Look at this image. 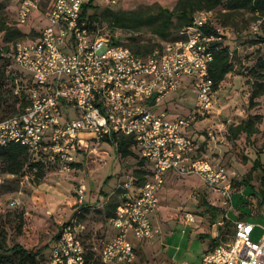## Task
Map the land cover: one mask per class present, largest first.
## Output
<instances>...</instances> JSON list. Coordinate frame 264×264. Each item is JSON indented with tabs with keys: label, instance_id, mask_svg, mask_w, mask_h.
<instances>
[{
	"label": "built area",
	"instance_id": "obj_1",
	"mask_svg": "<svg viewBox=\"0 0 264 264\" xmlns=\"http://www.w3.org/2000/svg\"><path fill=\"white\" fill-rule=\"evenodd\" d=\"M43 1L20 0L19 21L27 22ZM90 2L55 0L40 35L16 43L15 64L28 77L16 78L13 92L24 94L27 104L14 113L0 112V145L19 143L44 153L59 171L68 173L77 162L75 153L89 144L80 138L82 131H95L98 142H111L117 150L116 135L134 138L140 155L151 161L153 175L142 185H135L133 178L125 183L124 198L111 218L115 234L100 252L106 264L133 263L138 255L136 241L151 240L160 232L152 214L160 205L159 193L170 172L198 176L219 194L222 212L213 223L218 233L201 264H264V224L256 222L264 217V209L261 216H240L234 205L237 172L203 154L198 140L188 132L213 106L215 89L209 69L219 49L216 43L224 42L228 27L215 10H201L193 24L181 30L180 38L142 56L116 43L107 22L96 27L90 24L84 13ZM118 3L108 0L106 7ZM263 25L261 17L252 29L259 34ZM187 78L198 93L197 106L177 117L166 108L158 110L168 95L186 85ZM207 135L219 138L216 130ZM30 177L27 170L21 182ZM16 179L13 173L0 174V205L15 208L21 204L16 194L3 203L9 183ZM85 193L86 186L80 184L77 211L86 205ZM259 227L261 236L255 238ZM84 229L79 217L63 222L47 264H91L82 238Z\"/></svg>",
	"mask_w": 264,
	"mask_h": 264
},
{
	"label": "rangeland",
	"instance_id": "obj_2",
	"mask_svg": "<svg viewBox=\"0 0 264 264\" xmlns=\"http://www.w3.org/2000/svg\"><path fill=\"white\" fill-rule=\"evenodd\" d=\"M55 0H44L41 8L30 19L19 21L20 0H0V43L13 44L22 40L37 38L47 24V15ZM108 0H93L94 6L101 10ZM113 7L119 10H134L142 6L161 4L175 8L178 0H118ZM222 24L228 27L224 42L233 51V71L229 72L219 88L215 90L213 106L206 115L197 119L196 138L209 142L206 155L215 163L220 161L243 179L250 176V183L261 188L263 172L254 169V161L261 157L264 163V94L254 96L258 83H264V41H258L260 34L252 29L256 21L254 12L247 9L229 10L224 3L217 8ZM6 24L7 26H5ZM20 32L22 34H20ZM126 43L136 39L142 42L160 41L147 31L133 32L117 29ZM133 37H136L133 38ZM198 104V93L192 84L180 88L168 95L158 106V110L168 108L172 117L189 114ZM72 115L78 116L76 108ZM251 121L252 133L245 131L237 135L231 128ZM205 130L218 131L219 138L211 139ZM192 132V131H191ZM95 131H82L80 138L89 143L83 150L75 153L80 162L72 172L64 173L57 166L49 165L45 175L38 178L34 174L30 179L12 180L6 189L3 203L11 194L21 199V204L11 208L0 206V234L5 236L9 245L20 243L28 249H42L43 262L51 259L52 247L63 222L70 221L76 214L77 191L80 184L86 186L85 200L88 203L82 222L85 230L82 234L88 252L96 256L104 243L111 237L109 212L114 211L125 192L124 185L139 168L140 156L137 154L123 157L116 146L108 141L98 142ZM203 152V150H201ZM204 154V153H203ZM4 175V174H2ZM235 192L234 205L241 212L248 211L242 204L248 189ZM160 205L152 220L160 232L151 240L136 241L138 255L131 264H193V259L203 246L201 232H209L210 243L217 233L213 220L220 215L206 208L204 201L212 203L219 194L209 191L201 178L172 174L159 193ZM216 205L222 206L220 202ZM232 215L235 216L234 212ZM217 216V218L215 217ZM264 224V217L256 219ZM259 227L254 234L261 236ZM114 264V263H113Z\"/></svg>",
	"mask_w": 264,
	"mask_h": 264
},
{
	"label": "trees",
	"instance_id": "obj_3",
	"mask_svg": "<svg viewBox=\"0 0 264 264\" xmlns=\"http://www.w3.org/2000/svg\"><path fill=\"white\" fill-rule=\"evenodd\" d=\"M226 4L229 10L247 9L256 14L255 20L264 17V0H178L175 8L166 7L161 4L142 6L134 10H119L114 7H104L102 10L94 6L93 0L85 7V15L88 17L93 27L107 22L109 33L112 34L116 43H123L131 47L137 54L149 56L153 51L163 48L164 45L181 37V30L193 24L196 14L201 10H215L222 4ZM219 16V14H218ZM220 20L221 17L219 16ZM223 23V22H222ZM7 26L6 24H4ZM117 29L131 30L133 32L147 31L161 39L158 42L151 43L140 41L139 39L129 44L116 33ZM262 33L257 38L258 41H264V25L261 29ZM260 31V32H261ZM20 34H22L20 32ZM260 34V33H259ZM17 42L13 44L2 45L0 43V112L1 114L14 113L27 104L25 95H16L13 92L16 78L26 79L28 75L24 73L15 64L13 51ZM219 49L216 50L214 60L211 63L209 74L214 82V89H218L222 81L229 72L233 71V51L225 42L216 43ZM260 66L264 68V60L260 62ZM259 87L254 90V96L264 94V83L259 82ZM233 133L237 135L239 132L245 131L252 133L251 121H247L231 128ZM120 141L118 151L123 157L135 155L136 143L134 138L126 135H116ZM139 168L135 170V185H142L153 175V165L150 160L146 159L140 153ZM76 164V163H75ZM224 164V163H223ZM49 165H55L56 162L48 159L44 153L32 152L26 146L19 143H11L9 145H0V174H16L21 178L27 170L30 175L34 174L39 179L44 177L46 169ZM226 165V164H225ZM261 168L263 172L261 188L255 187L250 183V176L243 179L234 177V191L239 192L241 189H248L247 195L253 196L252 199L243 198L242 204L248 208V211L241 212V217L250 218L251 216H261L264 209V163L261 157H257L254 161L253 170ZM12 188V185H9ZM9 187V188H10ZM126 190V189H125ZM121 202V201H120ZM114 205V211L109 212V217L115 215L116 209L120 204ZM208 204L207 201H205ZM16 208V207H15ZM87 205L76 211L75 216L82 221L85 215ZM208 211L215 214L218 208L210 204L207 205ZM250 216V217H249ZM217 217V216H215ZM251 217V218H252ZM42 249H28L20 243L9 245L5 236L0 234V264H47L43 262ZM88 258L91 264H106L102 261L99 253L96 256L92 252H88Z\"/></svg>",
	"mask_w": 264,
	"mask_h": 264
},
{
	"label": "crops",
	"instance_id": "obj_4",
	"mask_svg": "<svg viewBox=\"0 0 264 264\" xmlns=\"http://www.w3.org/2000/svg\"><path fill=\"white\" fill-rule=\"evenodd\" d=\"M48 22V21H47ZM188 84H192V79L191 78H187L186 79V85H188ZM185 85V86H186ZM185 86H183V87H185ZM174 93V92H173ZM172 94V93H171ZM194 107L195 106H193V109H194ZM166 109H168V108H166ZM192 109V110H193ZM203 115H206V113L205 114H203ZM203 115H201L200 117H202ZM196 124H197V120L192 124V126H190L189 128H188V132L189 133H191L195 138H196V136L194 135L195 133H198V130H197V128L195 127L196 126ZM192 131V132H191ZM209 131V130H208ZM207 130H205V132L204 133H206L207 134V132H208ZM197 140H198V142H199V144H200V150H203V153L204 154H206V152H207V149H208V147H209V142L206 140V139H202L201 137H198V138H196ZM218 162H220V161H218ZM79 163L80 162H76V164H75V167H78L79 166ZM172 174H176V173H174V172H170L169 174H168V176H167V179L172 175ZM178 175V174H177ZM193 176H195V175H193ZM198 177V176H197ZM166 183H167V181H166ZM206 186V185H205ZM206 188H207V186H206ZM208 189V188H207ZM209 191H210V189H209ZM123 198H124V194L122 195V197H121V199H120V201H122L123 200ZM119 201V202H120ZM217 202H220V200H219V197L217 198H215V201L214 202H212V203H209L208 202V204H210V205H212V206H215V207H217L218 208V211H216L215 213H217L218 215H221V212H222V208H221V206H218V205H216V203ZM221 203V202H220ZM204 204H205V206H206V208H207V205L208 204H206L205 203V201H204ZM86 205H87V207L89 206L88 205V203L86 202ZM208 209V208H207ZM156 214V212L155 213H153L152 214V216L153 215H155ZM112 218V217H111ZM111 218H110V221H111ZM217 218V217H216ZM213 222H214V220H213ZM155 225H157V224H155ZM85 230V229H84ZM84 230L82 231V234H83V232H84ZM115 228H114V226H113V224H112V222H111V237L115 234ZM208 234H209V232L207 231V232H201L198 236H200V238H202L203 239V241H204V243H203V248L202 249H200V251H199V253H196V255H194V257H193V259L194 260H196L197 262H194L193 264H201L202 263V260H203V257H204V255L214 246V239L212 240V241H210V243L207 241V237H208ZM110 237V238H111ZM156 237V236H155ZM154 237V238H155ZM82 238H83V236H82ZM110 238H108L107 240H109ZM84 240V239H83ZM85 243V242H84ZM86 245V244H85ZM87 247V246H86ZM87 250H88V248H87Z\"/></svg>",
	"mask_w": 264,
	"mask_h": 264
}]
</instances>
